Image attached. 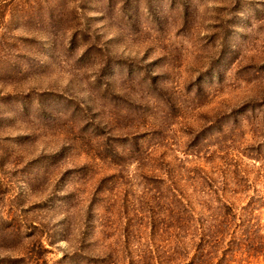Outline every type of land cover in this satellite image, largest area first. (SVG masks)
I'll return each mask as SVG.
<instances>
[{"label":"rangeland","instance_id":"1","mask_svg":"<svg viewBox=\"0 0 264 264\" xmlns=\"http://www.w3.org/2000/svg\"><path fill=\"white\" fill-rule=\"evenodd\" d=\"M204 176L264 238V0H0V264H175Z\"/></svg>","mask_w":264,"mask_h":264},{"label":"trees","instance_id":"2","mask_svg":"<svg viewBox=\"0 0 264 264\" xmlns=\"http://www.w3.org/2000/svg\"><path fill=\"white\" fill-rule=\"evenodd\" d=\"M241 176L246 182L247 176L244 173ZM203 180L212 186L218 199L213 204L200 202L201 208L193 206L181 189L174 188L179 213L178 253L182 249V256L180 254L175 264H231L235 256L261 251L264 238L258 233L261 228L257 213L261 202L255 201L260 195L253 190L245 202L235 203L225 196V187L218 188L208 176ZM187 235L188 238H184ZM189 248L190 256L182 258L190 253ZM151 257L154 258L151 264H164L156 254Z\"/></svg>","mask_w":264,"mask_h":264}]
</instances>
